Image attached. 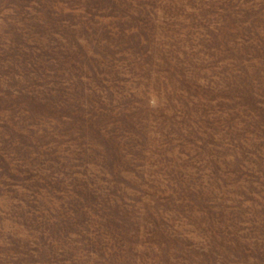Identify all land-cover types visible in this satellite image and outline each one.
I'll list each match as a JSON object with an SVG mask.
<instances>
[{
  "label": "rangeland",
  "instance_id": "374dc122",
  "mask_svg": "<svg viewBox=\"0 0 264 264\" xmlns=\"http://www.w3.org/2000/svg\"><path fill=\"white\" fill-rule=\"evenodd\" d=\"M0 264H264V0H0Z\"/></svg>",
  "mask_w": 264,
  "mask_h": 264
}]
</instances>
